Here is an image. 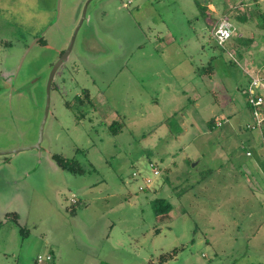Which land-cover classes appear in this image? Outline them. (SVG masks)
Wrapping results in <instances>:
<instances>
[{"label": "rangeland", "instance_id": "1", "mask_svg": "<svg viewBox=\"0 0 264 264\" xmlns=\"http://www.w3.org/2000/svg\"><path fill=\"white\" fill-rule=\"evenodd\" d=\"M87 2L0 0V153L22 149L0 156V264H264V139L230 77L246 85L237 47L264 43V0L221 13L247 19L223 47L209 0H92L27 149Z\"/></svg>", "mask_w": 264, "mask_h": 264}, {"label": "crops", "instance_id": "2", "mask_svg": "<svg viewBox=\"0 0 264 264\" xmlns=\"http://www.w3.org/2000/svg\"><path fill=\"white\" fill-rule=\"evenodd\" d=\"M234 4L235 3L233 2V0L232 1L231 0H209V2L207 3V7H206V15L209 17L208 23L211 26L212 32H213V29L215 28V26L217 25V23L223 18V16L228 14L226 11H228V9H230V6H232ZM224 11H225V14L222 16L221 13H223ZM220 14H221V17L219 18ZM235 23L237 25L239 22L235 21ZM246 23H247V21H242L239 23V25L237 27L239 28V31H241V33H238L237 37H236L237 34H235V36L232 39L244 40L245 34L243 33V28H244ZM261 36H264V35H261ZM244 41H245V44H247L246 47H244L242 50L241 46L238 45L237 50H238V54H241L240 58H239V64L241 65L242 70L244 72V75L246 76V85L240 86L239 83H237V80L235 79V77L230 76V77H232V79L234 78L233 79V88H234V90H237V91H239L241 87L247 89V88H249V86L253 80H258L259 86L255 89V91H256V94L258 96H261L264 99V52H262L260 54L261 50L264 49V43H261L262 44L261 45L259 43L260 41L259 42L254 41L253 42L254 44H252L250 46L249 45V43H250L249 39L244 40ZM248 45H249V47H248ZM192 82H194V80H191L187 85L184 86L183 89H184L185 94H187V88L191 87ZM195 96H196L195 101L198 102L200 100V95H198V93H196ZM231 98L234 102L233 93L231 94ZM253 112H254V108L252 107L251 116H252V122L253 123L252 122H251L252 124L247 123V128H248V126L258 127L257 123H256L257 120L254 117ZM260 112L262 114V116H261L262 123H261L260 129L262 131V136L264 139V104L260 108ZM216 118H219V119L221 118L224 120L227 119L225 114H222ZM238 127H240V129L242 128V126H239V125H238ZM263 144H264V142H263ZM248 153L249 152H247V154ZM251 156H252V153L249 157H251ZM257 169H258V172L260 173V175L264 173V158L261 159L260 157H258ZM146 189H148V188H146ZM168 215H170V213ZM17 218H18V216H17ZM50 255L52 256V253ZM52 258H53V256H52Z\"/></svg>", "mask_w": 264, "mask_h": 264}, {"label": "built area", "instance_id": "3", "mask_svg": "<svg viewBox=\"0 0 264 264\" xmlns=\"http://www.w3.org/2000/svg\"><path fill=\"white\" fill-rule=\"evenodd\" d=\"M237 32V27L235 24L232 22V20L228 17L225 16L223 17L215 26L213 29L212 35L217 43L218 46L223 47L225 46L236 34ZM259 86V81L258 80H253L252 83L250 84L248 90L245 92L247 95L248 102L252 105L254 108L253 115L257 120V126H261L262 120H261V112L260 108L264 104V99L261 96H258L256 94L255 89ZM223 124V119L215 118V125L216 127H221ZM248 128H255V126H248ZM263 154H264V145H263ZM251 153H248V156H250ZM151 168L153 170V173L158 176L159 175V170L152 164ZM138 174L134 173V177H136ZM145 181V186H141L140 190L144 191L146 188L151 187L152 185V180L150 178L144 179ZM73 204L76 203V200H72ZM52 256L50 254L46 256H39L37 259V264H45L47 262L52 261Z\"/></svg>", "mask_w": 264, "mask_h": 264}, {"label": "trees", "instance_id": "4", "mask_svg": "<svg viewBox=\"0 0 264 264\" xmlns=\"http://www.w3.org/2000/svg\"><path fill=\"white\" fill-rule=\"evenodd\" d=\"M256 19L259 22L258 25L260 26V29L264 30V13L259 12L256 16ZM241 21H247V19H243ZM41 43L45 45L46 41L41 40ZM84 96L88 97L89 96L88 92L84 91ZM250 106L252 108L251 104H250ZM115 125H116V122L110 126V128H111V130H113V132H117L115 129ZM53 159L57 163V165L65 171H69V172L76 173V174L82 173V169H80V167L78 166L77 163H75L71 160H68L67 158H65L63 156L54 155ZM153 208H154L155 215L157 217L168 215L173 210V206L170 203L166 202V200L163 198L155 199L153 201ZM176 253H177V250H174L172 254H165V255L161 256L160 260H159V264H164L168 260L172 259L173 256L176 255ZM150 264H154V263H150Z\"/></svg>", "mask_w": 264, "mask_h": 264}, {"label": "water", "instance_id": "5", "mask_svg": "<svg viewBox=\"0 0 264 264\" xmlns=\"http://www.w3.org/2000/svg\"><path fill=\"white\" fill-rule=\"evenodd\" d=\"M92 0H88V2L86 3L85 7H84V11H83V16L80 20V23L75 31V34L72 38V41L68 47V49L64 52L63 56L60 58V60L55 64L52 72H51V76H50V79H49V82H48V86H47V103H46V110H45V114H44V118H43V121H42V125H41V128H40V137H39V141L38 143L31 147V148H27V149H40L41 147V143H42V140H43V132H44V128H45V124H46V121H47V118H48V115H49V108H50V99H51V88H52V83L55 79V75L57 73V70L62 66V64L64 62H66L69 58V55L73 49V46H74V43H75V39L77 37V33L80 29V27L82 26L85 18H86V12H87V8H88V5L90 4ZM21 150H15V151H12V152H6V153H0V156L2 155H7V154H15V153H19L21 152Z\"/></svg>", "mask_w": 264, "mask_h": 264}, {"label": "flooded vegetation", "instance_id": "6", "mask_svg": "<svg viewBox=\"0 0 264 264\" xmlns=\"http://www.w3.org/2000/svg\"><path fill=\"white\" fill-rule=\"evenodd\" d=\"M87 9H88V8H87ZM83 11H84V10H83ZM86 14H87V12H86ZM82 16H83V14H82ZM85 20H86V18H85ZM85 20H84V21H85ZM83 23H84V22H83ZM82 25H83V24H82ZM63 54H64V52H62L60 56L62 57ZM59 60H60V59H59ZM54 66H55V65H54ZM53 68H54V67H53ZM57 71H58V70H57Z\"/></svg>", "mask_w": 264, "mask_h": 264}]
</instances>
